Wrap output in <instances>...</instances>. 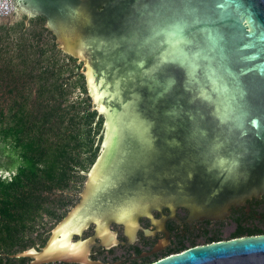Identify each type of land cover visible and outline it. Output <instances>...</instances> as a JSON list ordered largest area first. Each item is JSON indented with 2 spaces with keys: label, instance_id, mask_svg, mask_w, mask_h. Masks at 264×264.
I'll return each mask as SVG.
<instances>
[{
  "label": "water",
  "instance_id": "95a60500",
  "mask_svg": "<svg viewBox=\"0 0 264 264\" xmlns=\"http://www.w3.org/2000/svg\"><path fill=\"white\" fill-rule=\"evenodd\" d=\"M10 3L0 23L22 17L25 26L42 15L57 50L80 63L89 110L102 117L98 152L79 171L78 201L41 250L11 256L100 264L85 255L90 245L119 243L107 224H122L129 244L140 216L154 227L143 236L164 234L126 259L146 256L168 244L163 221L178 224L175 207L187 209L189 228L195 219L222 220L230 205L246 213L243 200L264 192V0ZM163 206L168 216L152 219L149 211ZM90 222L93 235L69 243ZM154 264H264V234L197 245Z\"/></svg>",
  "mask_w": 264,
  "mask_h": 264
},
{
  "label": "trees",
  "instance_id": "16d2710c",
  "mask_svg": "<svg viewBox=\"0 0 264 264\" xmlns=\"http://www.w3.org/2000/svg\"><path fill=\"white\" fill-rule=\"evenodd\" d=\"M49 39L34 19L0 23V207L10 237L11 207L21 202L25 218L32 201L64 198L56 190L81 180L98 152L101 116L89 110L80 63Z\"/></svg>",
  "mask_w": 264,
  "mask_h": 264
},
{
  "label": "flooded vegetation",
  "instance_id": "af4514ba",
  "mask_svg": "<svg viewBox=\"0 0 264 264\" xmlns=\"http://www.w3.org/2000/svg\"><path fill=\"white\" fill-rule=\"evenodd\" d=\"M97 8L101 11L103 7L100 5ZM30 19H34V22L40 21L41 26L47 32V37L50 38L49 41H52V43L56 45V43H54V35L43 26L45 20L44 17L42 15H35L30 17L28 22ZM16 21H23V19L21 17L20 19L13 21V23ZM13 23L6 26H10ZM100 137L97 142L98 148ZM82 177L84 179L85 175ZM82 184L83 180L81 178V180L74 182V185L70 184L68 190H56L59 191L57 193L64 195V198H49L36 200L35 202L32 201V206L35 205V207L30 210V213L25 218L23 216L24 211L21 202H19L20 204H17L15 208L11 207V209H9V212L11 213L9 216L12 220H16V222L10 221L11 229L16 228L14 233L12 231L13 234H11V237L7 235L6 231V229L9 228V223L7 222L8 209L6 205L0 207V214H3L0 215V228H3L1 233L2 243H0L1 247L3 245V250H0L2 262H4V264H28L31 258L13 257L11 255L30 248L33 251L41 250L51 235L50 230L65 216L69 208L78 201V195L73 194L79 193ZM243 204L247 205L248 210L246 213L243 211L245 208L244 205L235 206V209L233 205H230L227 211L228 214L223 216L222 220L195 219L190 221L189 228H187V223L183 221L188 215L187 209L177 206L173 209V217L179 221L178 224L173 219H166L163 221V229L167 233L168 244L162 249L146 256L131 259L126 258H129L130 256L136 257L142 252H149L155 245L156 239L163 238L164 234L161 231H153V235L143 236L142 230L152 231L154 227L149 223L147 217L140 216L136 218V224L139 228H136L134 231L135 240L129 244H125L127 237L122 233V224H115L110 221L107 224V231H115L114 240L123 244L115 243L106 249H103L102 245H90L85 258L88 261H98L100 264H111L122 260V262L117 264H154L197 245L249 236L256 233L258 230H261L262 233H264V192L259 195V198L252 196L249 197V200L248 198H245ZM168 214V208L164 206L159 208V212L155 209L149 211L150 217L155 220L158 219L160 215L166 217ZM94 227V223H87L86 227L80 231L79 235L72 234L69 237V243H74L77 240L81 242L92 236L94 233ZM92 242L96 244L99 242V239L93 238ZM8 258L10 259L9 261H7ZM36 264L79 263L58 260Z\"/></svg>",
  "mask_w": 264,
  "mask_h": 264
},
{
  "label": "built area",
  "instance_id": "2783aa9c",
  "mask_svg": "<svg viewBox=\"0 0 264 264\" xmlns=\"http://www.w3.org/2000/svg\"><path fill=\"white\" fill-rule=\"evenodd\" d=\"M11 9L10 0H0V16H4L5 13Z\"/></svg>",
  "mask_w": 264,
  "mask_h": 264
},
{
  "label": "rangeland",
  "instance_id": "374dc122",
  "mask_svg": "<svg viewBox=\"0 0 264 264\" xmlns=\"http://www.w3.org/2000/svg\"><path fill=\"white\" fill-rule=\"evenodd\" d=\"M30 93H33V88H32V90H31ZM33 94H34V93H33ZM33 94H32V95H33ZM1 159H2V158H0V160H1ZM88 167H89V166H88ZM88 167H87V168H88ZM86 170H87V169H86ZM86 170H84V171H86ZM78 173H79V172H78ZM0 174L3 175V176H4V175H7V173H6L5 171H3V170H2V171L0 170ZM80 175L83 176V174H80ZM82 180H84L83 177H82ZM57 194H59V193H57Z\"/></svg>",
  "mask_w": 264,
  "mask_h": 264
},
{
  "label": "snow or ice",
  "instance_id": "6c2138e0",
  "mask_svg": "<svg viewBox=\"0 0 264 264\" xmlns=\"http://www.w3.org/2000/svg\"><path fill=\"white\" fill-rule=\"evenodd\" d=\"M12 2L14 3V2H15V0H12ZM7 14H8V13L6 12V13H5V15H7Z\"/></svg>",
  "mask_w": 264,
  "mask_h": 264
}]
</instances>
